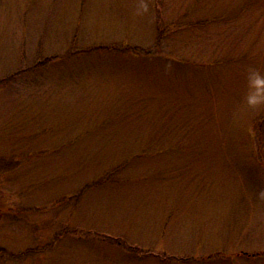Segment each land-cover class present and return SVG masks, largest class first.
I'll return each mask as SVG.
<instances>
[{"label": "rangeland", "instance_id": "374dc122", "mask_svg": "<svg viewBox=\"0 0 264 264\" xmlns=\"http://www.w3.org/2000/svg\"><path fill=\"white\" fill-rule=\"evenodd\" d=\"M0 209L6 264H264V0H0Z\"/></svg>", "mask_w": 264, "mask_h": 264}, {"label": "trees", "instance_id": "16d2710c", "mask_svg": "<svg viewBox=\"0 0 264 264\" xmlns=\"http://www.w3.org/2000/svg\"><path fill=\"white\" fill-rule=\"evenodd\" d=\"M162 37L160 36V39ZM159 39V40H160ZM157 48V46H156ZM131 50H133L135 53L139 52V53H142V52H146L147 54H150L152 53V49H143L141 51H137L135 47H131ZM1 210V209H0ZM4 213V212H2ZM32 252V249L31 250H22V251H11V250H8L6 249L5 247H2L0 246V264H6L8 261H15V260H18V259H24L28 256H30L29 254Z\"/></svg>", "mask_w": 264, "mask_h": 264}]
</instances>
